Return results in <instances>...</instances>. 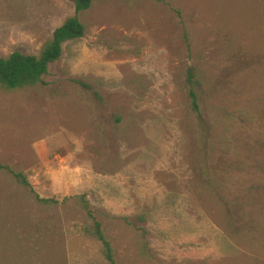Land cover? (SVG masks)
Returning <instances> with one entry per match:
<instances>
[{
	"label": "rangeland",
	"instance_id": "rangeland-1",
	"mask_svg": "<svg viewBox=\"0 0 264 264\" xmlns=\"http://www.w3.org/2000/svg\"><path fill=\"white\" fill-rule=\"evenodd\" d=\"M73 14L0 0V57L38 55ZM78 17L42 83L0 88V264H111L87 211L115 264H264V0H94Z\"/></svg>",
	"mask_w": 264,
	"mask_h": 264
},
{
	"label": "trees",
	"instance_id": "trees-1",
	"mask_svg": "<svg viewBox=\"0 0 264 264\" xmlns=\"http://www.w3.org/2000/svg\"><path fill=\"white\" fill-rule=\"evenodd\" d=\"M93 1L94 0H73L74 14L52 31L50 40L42 47L38 55L14 51L6 57H0V88H30L36 86L38 83H42V76L47 72L49 64L60 58L63 43L67 40L81 37L84 34V25L80 21L78 15L88 9ZM196 81L194 69L189 67L186 73L187 95L192 111L195 113L196 117L201 120L202 113L198 103V96L194 88ZM0 167L2 166L0 165ZM6 168L14 175L18 182L29 187V189L33 191L30 183L22 173L14 172L8 167ZM79 198L81 199V196ZM37 199L44 203L56 202L54 198H42L37 196ZM87 215L92 220V225L86 226L87 233L92 234V236L101 241L105 258L111 264H115L110 242L100 228L99 221L92 217L90 211H87ZM145 221L146 213L144 212L137 214L133 219V224L139 237V251L144 257L150 256L151 249L147 240L146 228L138 226L137 223H145Z\"/></svg>",
	"mask_w": 264,
	"mask_h": 264
}]
</instances>
